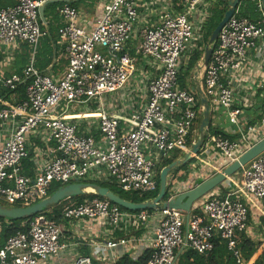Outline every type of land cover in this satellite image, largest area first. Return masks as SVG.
<instances>
[{
    "label": "built area",
    "instance_id": "2783aa9c",
    "mask_svg": "<svg viewBox=\"0 0 264 264\" xmlns=\"http://www.w3.org/2000/svg\"><path fill=\"white\" fill-rule=\"evenodd\" d=\"M241 1L254 2L259 20L238 16L235 7L208 64L204 67L201 58L192 71L188 89L179 86V73L192 51L204 52L202 28L217 0H101L102 13L90 26L66 2L58 10L57 36L67 65L58 78L35 65L45 35L39 17L45 0H13L0 9V47L25 44L30 51L19 74L0 80L8 91L23 85L25 95L17 103L0 99V200L27 207L48 197L53 185L82 180L109 183L123 193L153 192L164 159L195 143L201 96L211 114L223 109L240 130L237 79L256 41L264 38V0ZM261 131L248 126L236 140L206 134L186 172L185 182L193 180L188 189L216 174L212 165L218 161L226 162L219 170L236 161L264 137ZM30 153L32 176L22 170ZM237 173L227 180L229 188L213 190L188 214L168 208L131 212L104 198L70 202L60 223L37 214L26 231L0 247V264H49L68 247L61 240L62 222L75 232L94 220L108 229L103 246L119 250L109 264H117L125 247L138 242L150 243L145 264H178L186 250L209 254L216 240L241 264L236 245L247 235L251 207L264 217V154ZM184 174L169 177L165 202L179 194L177 177ZM1 232L0 223V242ZM93 260L77 256L71 264Z\"/></svg>",
    "mask_w": 264,
    "mask_h": 264
},
{
    "label": "crops",
    "instance_id": "0c3cea01",
    "mask_svg": "<svg viewBox=\"0 0 264 264\" xmlns=\"http://www.w3.org/2000/svg\"><path fill=\"white\" fill-rule=\"evenodd\" d=\"M219 1L220 0H217L216 4L209 9L208 16L209 12L219 3ZM229 1L231 0H227V9ZM66 2L70 3L78 10L83 18V21H85L84 23L89 26L92 25L102 13V5L100 4L101 0H45L42 11L44 20L40 19L41 30L45 33V35L40 39L36 56V60H38L39 63L36 61L35 65H42L46 63L47 67L40 71L54 78L62 76L67 65L66 56L62 47L58 43L57 36V28L60 25L58 10L62 4ZM12 3L13 0H0V9L11 6ZM245 4H249L252 7L255 18L249 19L241 15L244 9L248 10V7L245 6ZM236 9L238 10V16L251 22H256L260 18V14L256 10L253 1L243 2L239 0ZM140 13L145 14L146 11L141 9ZM29 53V47L25 44L14 45L11 47L1 46L0 80L13 74H19L29 61ZM37 68L39 69V67ZM190 87L191 89L194 88L192 86ZM236 87L235 105L241 110V115L239 117V125L241 129L238 130L236 126L231 125L227 117L226 121L219 119V113L217 112L211 114V126L222 132L223 135L230 140H236L239 137L240 131L248 126H256L257 128L262 129L261 135L264 136V38L256 41V50L249 53V63L241 71L240 78L237 79ZM4 102L17 103L20 101H18V99L14 96H11L10 101ZM223 113L226 116L224 111ZM1 147L2 138L0 137V148ZM26 159H29L31 162L30 173L32 174L34 167L32 154L30 153ZM225 163L226 162L224 160H220L216 164L212 165L215 169L213 172L217 173L218 170L225 165ZM22 170L24 173V168ZM209 170L212 169L210 168ZM192 181L193 180H191V182L184 181L185 183L180 185V189L181 187V190L188 189V186L192 184ZM222 186L223 187L220 190L229 188L227 180ZM254 206L251 207V212L259 214ZM61 225L65 227L61 240L64 241L68 247L57 257L52 258L49 264H71L77 256H92L94 258L93 264H109L110 257L114 255L118 257L119 250H109L103 246L105 240L108 239V229L103 225L101 220L89 221L85 225L80 224L79 228L75 230V232L73 231V227L67 225L66 222H62ZM263 235L264 230L262 232V229H260L259 222L251 216L248 223L247 236L254 240H261ZM114 237L116 238L118 235L115 234ZM151 238L152 237H150V239ZM149 248L150 243L148 242H138L136 245L131 244L130 246L125 247L126 252L119 256V260L127 256V259L130 262H136L145 251H149Z\"/></svg>",
    "mask_w": 264,
    "mask_h": 264
},
{
    "label": "trees",
    "instance_id": "16d2710c",
    "mask_svg": "<svg viewBox=\"0 0 264 264\" xmlns=\"http://www.w3.org/2000/svg\"><path fill=\"white\" fill-rule=\"evenodd\" d=\"M248 5L249 4H245V6L248 7V10L244 9L241 15L249 19H253L255 18V16L253 14L252 7ZM226 10H227V0H220L219 3L209 12L207 21L205 22L202 28L203 49H204V46L207 45L212 31L223 18V15L226 12ZM202 55H203V50L192 51L190 54L189 60L181 68L180 73H179L178 83L182 89H188V86H189L188 81L190 80L191 73L194 70L195 66L198 64V62L200 61ZM36 61L38 62V60ZM36 66L39 67V70H44L47 67V64L46 63L42 65L37 64ZM11 96H14L15 98H17L18 101H22L25 98L24 86L23 85L18 86L15 91H8V90L3 89L0 86V98L1 99H3L4 101H10ZM200 120H201V117L199 115L194 125L195 130L198 129ZM219 133H222V132L213 128L210 123L206 131V134H219ZM183 155L184 154L181 152H175L171 156H168L167 158L164 159L158 171H160L163 167L176 161L177 159L181 158ZM192 161L194 160L191 159L190 162H188L185 166H183L182 168H180L179 170L175 172H172L170 176L174 178V176H176L180 171H184L185 173L184 175L177 177L179 182H184L186 180V172H187L188 166L190 165V163H192ZM22 164L24 165L23 166L24 173L32 176V174L30 173L31 162L29 161V159L22 161ZM80 182H85L88 184L94 183L92 181H85V180H82ZM158 182H159V173H157V178H156L157 186L155 190L153 192L145 193V194H141V193L125 194L117 190L112 184H109V183H98L97 182V185L109 189L114 194L118 195L119 197H121L122 199L126 201H129L131 203H141V202L152 200L153 198L157 196ZM200 182L201 181L199 180L198 184ZM222 185L223 183L219 185L217 189H221L223 187ZM63 186L64 185H59V184L53 185L48 193V196H50L56 190H58L59 188ZM169 189L170 188L168 186L167 190ZM93 198L102 199L92 193L84 194L78 197H71V198L62 200L56 206H52L48 209H45L40 214L45 215L48 219H51V220H54L60 223L61 222L60 221V210L62 209L63 204H65L67 201H71L76 204H79V203H82L86 199H93ZM167 199H168V195H166L164 200H167ZM0 204L6 207H20L19 205H8L5 202H2L1 200H0ZM251 211L252 210H250L249 221L251 219L250 216H253L259 222L260 229L264 230V217H261L259 214H254ZM33 217L34 216L23 218L18 221L0 218V223L2 225V232H1L2 237H1L0 247L4 245V243L6 242L8 238L14 236L18 231H26L27 226ZM236 250L238 251L241 264H264V235L261 237V240H254L248 237L246 234H241L237 240ZM148 257H149V251H145L144 254L136 262H130L127 259V256H125L123 259L119 260L117 264H145ZM178 264H237V263H236L235 257L233 256V253L227 249L226 244L220 240H216L214 244V249L209 254L199 255L196 252H193L191 250H186L184 253H182L179 256Z\"/></svg>",
    "mask_w": 264,
    "mask_h": 264
},
{
    "label": "water",
    "instance_id": "95a60500",
    "mask_svg": "<svg viewBox=\"0 0 264 264\" xmlns=\"http://www.w3.org/2000/svg\"><path fill=\"white\" fill-rule=\"evenodd\" d=\"M239 0H231L228 3V9L223 15L221 21L212 31L208 43L204 48V53L202 57V65L205 67L208 64L210 55L212 53L213 45L217 40L218 33L227 20L233 15L235 7L237 6ZM43 7L42 5L39 8V17L41 20L43 18ZM191 91H195L194 88ZM197 93H200L199 88L196 89ZM201 110V120L198 127V137L191 145L189 150L184 153V155L172 162L171 164L163 167L159 172V182H158V194L155 198L149 201L141 203H131L114 194L107 188L101 187L97 184H88V183H73L65 185L53 194L46 197L45 199L27 206V207H6L0 204V218L8 219L13 221H18L23 218L35 216L42 213L45 209H48L52 206H55L62 200L71 197H78L84 194H95L100 198L107 199L112 204L119 206L120 208L131 211H150V210H164V209H174L182 211L186 214L189 213L194 204L200 201L204 196L215 190L219 185L224 183L230 177L235 175L242 167L246 166L253 159L262 155L264 153V137L251 148L246 150L236 161L225 166L223 169L219 170L216 174L210 178L200 182L199 184H194L190 189L181 190L179 194L169 200L168 202L164 201V198L167 195V186L169 182V177L172 172H175L185 166L194 156L199 153V150L203 144L206 131L210 125L211 111L206 99L200 97ZM188 215L186 216V220Z\"/></svg>",
    "mask_w": 264,
    "mask_h": 264
},
{
    "label": "rangeland",
    "instance_id": "374dc122",
    "mask_svg": "<svg viewBox=\"0 0 264 264\" xmlns=\"http://www.w3.org/2000/svg\"><path fill=\"white\" fill-rule=\"evenodd\" d=\"M96 12V11H95ZM217 113H219V119H221L222 121H226V116H225V114L223 113V109H221V108H219V110L217 111ZM199 115H201V113L199 114ZM201 117V116H200ZM198 127H199V125H198ZM196 132H197V136H196V139H197V137H198V129H196ZM182 174V173H184V171H180L178 174ZM236 175H238V173L236 174ZM177 182V181H176ZM182 183H185V182H177V184L178 185H181ZM125 194H128V193H125ZM71 201H67L65 204H63V206H62V209L66 206V205H68L69 203H70ZM57 205V204H56ZM55 205V206H56ZM61 209V210H62ZM61 210H60V212H61ZM251 217V216H250Z\"/></svg>",
    "mask_w": 264,
    "mask_h": 264
}]
</instances>
